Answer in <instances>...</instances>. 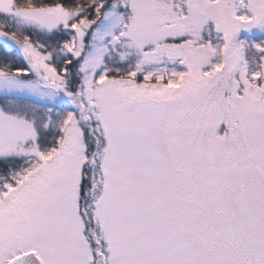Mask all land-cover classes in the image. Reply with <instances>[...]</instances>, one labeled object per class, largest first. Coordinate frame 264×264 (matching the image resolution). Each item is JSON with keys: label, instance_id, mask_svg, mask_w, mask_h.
<instances>
[{"label": "snow or ice", "instance_id": "1", "mask_svg": "<svg viewBox=\"0 0 264 264\" xmlns=\"http://www.w3.org/2000/svg\"><path fill=\"white\" fill-rule=\"evenodd\" d=\"M0 264H264V0H0Z\"/></svg>", "mask_w": 264, "mask_h": 264}]
</instances>
